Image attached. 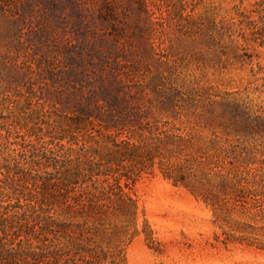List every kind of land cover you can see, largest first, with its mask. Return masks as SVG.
<instances>
[{"label":"rangeland","instance_id":"1","mask_svg":"<svg viewBox=\"0 0 264 264\" xmlns=\"http://www.w3.org/2000/svg\"><path fill=\"white\" fill-rule=\"evenodd\" d=\"M236 5L0 0V168L36 143L30 137L35 132L50 141L44 124H63L72 114L68 104L86 102L108 81L121 87L120 95L144 116V124L168 123L206 140L215 135L230 150L229 159L237 153L264 160V127H256L264 124V52L241 39L250 30ZM186 159L195 193L158 170L125 187L156 240L150 246L141 234L128 248L126 264H264V250L256 245L224 243L226 234L241 236L232 231L239 223H263L205 203L200 195L209 193L204 184L215 172L207 174L199 160ZM7 184L0 173V187ZM258 231L264 243V231Z\"/></svg>","mask_w":264,"mask_h":264},{"label":"trees","instance_id":"2","mask_svg":"<svg viewBox=\"0 0 264 264\" xmlns=\"http://www.w3.org/2000/svg\"><path fill=\"white\" fill-rule=\"evenodd\" d=\"M236 1L250 30L241 39L264 52V0H253L249 9L244 6L249 0ZM120 93L114 82H102L86 102L68 104L72 114L63 124H44L50 141L35 132L30 137L36 143L0 168L8 180L0 187V264H126L136 238L143 234L150 246L156 240L138 200L125 187L158 170L195 193L194 174L186 164L190 156L205 173L215 172L214 179L205 178L209 193L200 195L205 203L214 209L220 203L227 214L240 212L263 223L259 228L239 223L232 231L241 236L225 233L224 243L264 250L254 234L264 231V160L237 153L229 159L230 150L215 135L206 140L168 123L144 124V116Z\"/></svg>","mask_w":264,"mask_h":264}]
</instances>
